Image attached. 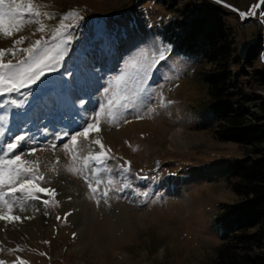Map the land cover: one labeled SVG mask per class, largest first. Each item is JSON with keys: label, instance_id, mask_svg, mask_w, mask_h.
Segmentation results:
<instances>
[{"label": "rangeland", "instance_id": "374dc122", "mask_svg": "<svg viewBox=\"0 0 264 264\" xmlns=\"http://www.w3.org/2000/svg\"><path fill=\"white\" fill-rule=\"evenodd\" d=\"M188 2L222 6L238 51L244 40L258 38L263 32V49L253 66L231 63V69L241 73L239 82L247 96L257 93L264 97V85L255 74V69L264 70V23L240 25L244 19L241 12L254 11L264 22L261 0H177L175 5L172 0H34L39 10L53 16L42 18L45 33L36 31L38 25L34 23L11 37L0 33V49L11 47L19 36L27 39L17 47H27L42 35L47 38L48 30L66 17V25H78L69 29L74 39L66 66L82 62L95 68L90 79L70 90H50L40 102L30 96L24 108L3 104L5 99H23L21 94L0 97V129L6 132L0 137V149L14 134L27 132L32 139L27 147L18 150L22 159L39 160V171L45 177L39 186L56 189L54 196H44L47 204L33 200L26 211L15 213L31 219L0 220V261L214 264L217 249L225 239L216 226L217 220L227 205L240 201L222 171L230 162L245 157L247 148L221 142L215 136L217 121L210 114L211 97L204 80V73L211 72L212 65L177 53L163 35ZM80 16L84 19L79 20ZM140 30L151 31L157 45L144 42ZM165 47L169 49L165 53L168 59L149 81L150 98L142 94L135 100L136 106L115 123H109L101 113L99 132L92 130L90 140L79 138L78 146L73 148L63 133L80 131L99 104H106L103 89L116 90L114 78L126 69L127 62H145ZM103 54L109 58L99 60ZM8 59L15 62L10 54L4 57L5 62ZM128 87L134 90L135 82L130 80ZM248 106L252 112H260L256 102ZM137 114L142 118L137 119ZM176 130L181 139L173 137ZM95 140L104 145V163L89 157V152L94 154L100 148ZM65 144L69 147L65 148ZM32 147L38 151L29 155ZM0 158H6L3 151ZM120 165L130 171H122ZM83 176H88L94 185L100 182V190L95 193L101 201L99 205L90 198ZM105 189H112L107 203L101 198ZM66 213L71 214L65 222Z\"/></svg>", "mask_w": 264, "mask_h": 264}, {"label": "snow or ice", "instance_id": "6c2138e0", "mask_svg": "<svg viewBox=\"0 0 264 264\" xmlns=\"http://www.w3.org/2000/svg\"><path fill=\"white\" fill-rule=\"evenodd\" d=\"M261 2H264V0H261ZM254 14V11L241 12L240 16L244 18L246 15ZM67 15L76 14L69 13ZM42 18L53 19V16L46 11L39 10V5L35 4L34 0H0V33L6 38L23 31L25 26L33 23L38 25L36 31L45 33L46 25L42 22ZM64 19L66 17L62 18L58 25L48 30L50 35L47 38L42 35L40 39L31 41L27 47H17L23 45L25 39H27L25 36H19L18 39L12 41L11 47L0 49V97L11 96L13 93L23 96V99L20 100L5 99L3 104H12L18 109L24 108L30 96L40 102L44 93L50 90L53 92L70 90L74 85L80 84L85 79H90L95 74L94 66L88 68L82 62L71 68L66 66L69 57V45L74 39L72 35L68 34L69 29L78 25H66ZM83 19L84 17H79V20ZM167 51L169 49L165 47L145 62L138 59H131L127 62L126 69L114 78L116 90L113 91L111 87L103 89L106 104H99L95 115L86 122V125L80 131L71 134L69 132L63 133V136L69 137L73 148L78 146L79 138L88 141L91 138L90 132L92 130L99 132L101 113L105 115L109 123H115L123 119L128 109L136 106L134 102L142 94L150 98L149 81L159 67L163 66L162 62L167 61L168 57L165 54ZM17 52H20L21 56L17 57ZM6 54H10L15 62H13V59H8L5 62L4 57ZM130 80L135 82L134 90L128 87ZM80 103L83 104L84 101L81 100ZM167 103L172 102L167 101ZM3 104H0V107ZM161 106H164L163 98ZM149 111H154V109H149ZM136 118L140 119L142 117L137 114ZM124 122L127 121L124 120ZM5 135V130L0 129V137ZM31 139L27 132L14 134L8 141L4 142V147L0 149L6 157L0 158V205H3V207H0V220L22 222L23 219H31L30 216L21 217L15 213L26 211L31 206L30 201L33 200L47 204L48 200L44 196L49 194L54 196L56 194L55 188L39 186L40 182L45 179L44 174L39 171V160L32 162L24 160L18 151L27 147ZM94 143L99 144L100 148L94 154L89 152V157L93 161L104 163L102 158L107 156L104 145L100 143V140H95ZM68 147L69 145L65 144V148ZM37 151L38 149L32 147L29 149L28 154L34 155ZM85 159L87 160V158ZM57 161H59V157H57ZM119 167L122 171H130V168H125L124 165ZM68 171L74 170L69 168ZM83 179L87 182L91 191L90 198L95 199L96 204L99 205L101 201L95 198V193L100 190V182L94 185L89 182L88 176H83ZM109 183L111 182L109 181ZM111 190L105 189L101 192V198L104 199L105 203H107V197ZM115 190L123 191L122 188ZM70 214H65V222ZM57 219H60V217L58 216ZM75 235L73 233V236ZM0 264H5V262L0 261ZM20 264H25V262L21 260Z\"/></svg>", "mask_w": 264, "mask_h": 264}, {"label": "trees", "instance_id": "16d2710c", "mask_svg": "<svg viewBox=\"0 0 264 264\" xmlns=\"http://www.w3.org/2000/svg\"><path fill=\"white\" fill-rule=\"evenodd\" d=\"M172 3L175 5L177 0ZM226 15L220 5L188 2L163 35L177 53L212 65V71L204 73V80L211 97L210 114L217 121L215 136L221 142L247 148L245 157L230 162L222 171L240 201L227 205L217 220L216 226L225 239L217 249L214 264H264V97L257 93L247 96L239 82L241 73L231 69V63L244 61ZM261 33L244 62L249 66L263 49ZM255 74L264 85V70L255 69ZM251 101L256 102L259 113L248 106Z\"/></svg>", "mask_w": 264, "mask_h": 264}, {"label": "water", "instance_id": "95a60500", "mask_svg": "<svg viewBox=\"0 0 264 264\" xmlns=\"http://www.w3.org/2000/svg\"><path fill=\"white\" fill-rule=\"evenodd\" d=\"M256 43L257 38L247 39L241 43L238 54L244 62L250 58L251 52L254 49Z\"/></svg>", "mask_w": 264, "mask_h": 264}, {"label": "bare ground", "instance_id": "6f19581e", "mask_svg": "<svg viewBox=\"0 0 264 264\" xmlns=\"http://www.w3.org/2000/svg\"><path fill=\"white\" fill-rule=\"evenodd\" d=\"M138 32L142 36V40H144V42H147V43H153L154 42L157 45V42L155 41L154 35L151 31L149 33L148 32L145 33V31H143V30H140ZM98 58H99V60H101V59L109 58V56L106 54H103V56H99ZM179 128H181V125H179ZM179 131H180V129H179ZM179 131L176 130L173 133V137H176L177 139H181Z\"/></svg>", "mask_w": 264, "mask_h": 264}, {"label": "built area", "instance_id": "2783aa9c", "mask_svg": "<svg viewBox=\"0 0 264 264\" xmlns=\"http://www.w3.org/2000/svg\"><path fill=\"white\" fill-rule=\"evenodd\" d=\"M254 24V25H259V26H263V20L258 16V14H255L253 16H247L244 17V19H241L240 25L241 26H248V24ZM261 29L263 30L264 27H261Z\"/></svg>", "mask_w": 264, "mask_h": 264}]
</instances>
